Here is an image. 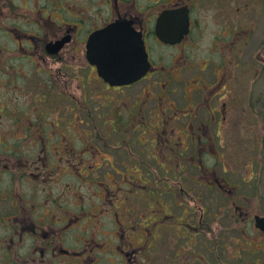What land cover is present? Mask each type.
Masks as SVG:
<instances>
[{
  "label": "flooded vegetation",
  "instance_id": "obj_1",
  "mask_svg": "<svg viewBox=\"0 0 264 264\" xmlns=\"http://www.w3.org/2000/svg\"><path fill=\"white\" fill-rule=\"evenodd\" d=\"M241 7L0 0V264H264V215L224 176L264 63ZM201 190L230 201L210 219Z\"/></svg>",
  "mask_w": 264,
  "mask_h": 264
},
{
  "label": "rangeland",
  "instance_id": "obj_2",
  "mask_svg": "<svg viewBox=\"0 0 264 264\" xmlns=\"http://www.w3.org/2000/svg\"><path fill=\"white\" fill-rule=\"evenodd\" d=\"M241 8L242 15H246L243 16V25L252 28V35L253 37L256 36L257 41L253 40L256 44L253 52L254 56L256 51L259 53L261 49H264V0H242ZM261 54L264 58V51ZM251 62L257 67L258 74L256 78L254 77L255 70L245 74L244 77L247 79L242 80L241 92L236 94V96L239 95L238 104L239 108L241 105V108L239 114L237 103L235 104L234 117L241 115V127L238 129L231 125L227 129L225 145L226 173H224V176L229 184H232L230 187L237 188L235 195L240 196L239 200L245 201V198L252 202V211L264 215V63L256 62L253 57ZM213 163L218 164L210 161V164ZM247 178L250 181L249 187L243 183V180L245 181ZM201 193H203L204 200L209 202V205H206L209 206V212L205 216H209L210 219L218 215L215 211L216 208L212 205L214 200L217 202L221 200L230 201L226 196L224 199L221 198L215 190H201ZM201 196L202 194L199 195V198H196L194 193V197L198 200L201 199ZM196 207L195 205L193 208L195 216L198 214ZM228 211L227 208L226 216L230 215ZM226 222L229 221L226 220ZM226 226L228 225L226 224ZM211 228L212 232H217L220 226L213 223ZM246 232L251 235L249 231ZM258 244L264 248V244L260 240ZM260 254L264 258V254Z\"/></svg>",
  "mask_w": 264,
  "mask_h": 264
},
{
  "label": "water",
  "instance_id": "obj_3",
  "mask_svg": "<svg viewBox=\"0 0 264 264\" xmlns=\"http://www.w3.org/2000/svg\"><path fill=\"white\" fill-rule=\"evenodd\" d=\"M124 65L127 66V67H131V68L133 67L134 68V66L132 64H129V63L128 64H124ZM115 66L118 68L117 72H121L122 71V67H123L122 64H116ZM105 67L108 68L109 65H105ZM138 71H140V70H138V69L130 70L129 73L132 76L130 77L129 80H119V76H116L114 78L110 77V78L113 79L116 83H119V84L130 83V82H132L134 80H137L142 75L143 71H140V72H138ZM256 227L264 232V219L263 218H260V217L256 218Z\"/></svg>",
  "mask_w": 264,
  "mask_h": 264
}]
</instances>
